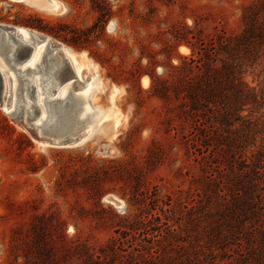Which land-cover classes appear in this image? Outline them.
<instances>
[{"label": "rangeland", "instance_id": "rangeland-1", "mask_svg": "<svg viewBox=\"0 0 264 264\" xmlns=\"http://www.w3.org/2000/svg\"><path fill=\"white\" fill-rule=\"evenodd\" d=\"M53 1L61 13H50L48 2L0 0V26L48 37V57L56 53L52 46H62L82 65L79 54L86 53L97 68L88 105L95 117L106 116L83 145L41 146L31 134L37 109L26 121L27 114L0 105V264H96L101 252L108 264H164L176 245L193 240L192 217L204 204L206 177H218V167L228 163L225 155L213 160L201 153L205 143L179 86L200 74L196 66H222L223 44L244 32L245 17L255 35H264L262 0ZM257 40V57L240 76L257 95L243 121L260 118L261 125L264 37ZM33 51L18 48V64ZM188 63L191 72L180 71ZM68 76L65 71L61 81ZM158 79L175 87L168 104L153 93ZM75 89L73 95L82 93ZM263 139L264 131L257 147ZM148 214L160 218L155 226L162 237L155 240L161 242H145ZM155 235L150 230L148 238Z\"/></svg>", "mask_w": 264, "mask_h": 264}, {"label": "trees", "instance_id": "trees-1", "mask_svg": "<svg viewBox=\"0 0 264 264\" xmlns=\"http://www.w3.org/2000/svg\"><path fill=\"white\" fill-rule=\"evenodd\" d=\"M245 22L240 36L224 42L225 60L220 68H209L204 63L202 71L196 66L200 74L179 86L183 89L184 108L195 117V127L205 143L201 153L213 160L225 155L228 163L225 169L216 166L218 177H206L201 200L204 204L192 217L193 240L189 245H176L175 255L164 264H264V139L259 147L255 140L264 131V123H258L260 118L243 121L252 116L243 113L257 103V95L250 92L240 76L243 66L257 57L258 43L253 44V40L263 42L264 35L252 31L250 16L245 17ZM209 57L204 56L206 60ZM180 71L191 72L189 63ZM174 88L158 79L152 90L168 104ZM147 216L150 219L145 223V242L151 243L162 237L161 227L155 226L160 218ZM150 230L156 231L152 239L148 238ZM102 255L96 256V264H108ZM130 264L138 263L134 260Z\"/></svg>", "mask_w": 264, "mask_h": 264}, {"label": "bare ground", "instance_id": "bare-ground-1", "mask_svg": "<svg viewBox=\"0 0 264 264\" xmlns=\"http://www.w3.org/2000/svg\"><path fill=\"white\" fill-rule=\"evenodd\" d=\"M36 1L40 6L46 5L48 2L51 6H46V8L50 13H61L64 10L60 4L53 0ZM15 29L20 34L21 41L34 44V51L26 62L18 64L14 57V46L9 34L6 30L3 34L0 32V55L5 56V60H3L10 68L15 66V73L12 71L10 74L11 69H4L0 63V72L6 85L5 99L0 105L6 112H16L18 116L27 114L26 121L33 119L32 105L38 106V116H35L36 119L31 126L35 132L31 134L41 146L73 147L85 144L90 140L94 129L101 125L100 123L106 116L104 113H100L95 117V113H92L88 105L90 85L97 79L96 66L90 62L86 53L79 54L84 63L82 65L77 63L73 53L62 46H59L58 49H54L52 46V51L56 53L48 57L47 48L50 44L48 37L43 38L34 34L36 40L34 41L31 38L32 33L28 29ZM181 51L187 52L188 50L182 47ZM61 53H68L73 58L61 57L59 56ZM65 62L69 64L71 74L65 81H61ZM29 72L32 73L29 75ZM142 81L147 87L148 79L143 78ZM63 83L66 86L61 87ZM76 86L77 90L82 93L73 95L72 91ZM31 87L34 88L35 102L29 97ZM116 92L117 89H113V94ZM113 114L118 115L117 112ZM95 122L97 123L94 125ZM119 124L120 120L117 118L113 129L116 130ZM20 126L23 128L22 125ZM116 135L112 134L111 138Z\"/></svg>", "mask_w": 264, "mask_h": 264}, {"label": "water", "instance_id": "water-1", "mask_svg": "<svg viewBox=\"0 0 264 264\" xmlns=\"http://www.w3.org/2000/svg\"><path fill=\"white\" fill-rule=\"evenodd\" d=\"M17 1H20V0H17ZM4 30H6L7 33L8 32H13L14 33V36H10V33H8V34H9V36H10V38L12 40L13 46H14V57H15V60L18 63L19 62V58L18 57L16 58V54H15L17 49L18 48H22V49H28V50L32 51L33 50V46H32V44L26 43V42L21 41L19 39L20 34L16 31L15 27H6V29H5V27L0 26V32L2 34L4 33ZM31 38L34 41H36L33 35H31ZM50 51H52V50H50ZM65 63L66 64H65V67L63 68L62 75L64 74L65 71H68V73L71 74V70H70L69 64L67 62H65ZM11 68H15V66L11 67ZM5 88H6L5 80H4V77H3L2 73L0 72V104L5 99ZM32 95L34 96V88L33 87H31L30 92H29V96H32ZM32 107L36 108L37 111H38V106L33 104Z\"/></svg>", "mask_w": 264, "mask_h": 264}]
</instances>
